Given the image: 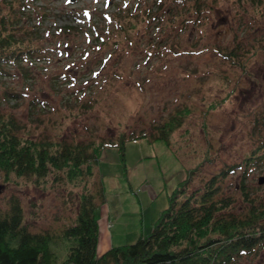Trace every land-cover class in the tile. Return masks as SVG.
<instances>
[{"label":"rangeland","instance_id":"374dc122","mask_svg":"<svg viewBox=\"0 0 264 264\" xmlns=\"http://www.w3.org/2000/svg\"><path fill=\"white\" fill-rule=\"evenodd\" d=\"M9 3L30 32H16L23 49L34 48L0 59V112L16 117L21 134L113 142L190 109L171 135L177 152L147 137H127L123 156L113 143L102 151L93 168L104 200L96 211L97 255L147 234L190 166L200 165L194 187L238 165L221 182L235 212L248 204L242 181L264 198L257 181L264 175V0ZM64 24L77 28L66 31ZM46 184L0 176V209L16 198L32 230H55L76 204L66 201L70 183ZM69 244L51 242L59 263ZM249 254L232 264H264V244Z\"/></svg>","mask_w":264,"mask_h":264},{"label":"trees","instance_id":"16d2710c","mask_svg":"<svg viewBox=\"0 0 264 264\" xmlns=\"http://www.w3.org/2000/svg\"><path fill=\"white\" fill-rule=\"evenodd\" d=\"M13 6L9 0H0V59L18 58L20 53L34 51L31 46L24 50L23 39L16 35L20 29L28 35L30 32L19 22L20 15ZM53 14L63 16L56 11ZM76 28L70 24L62 26L66 31ZM189 112V108L180 109L162 124L154 125L153 131H140L130 138L164 139L177 152L179 148L171 135ZM20 127L16 117L0 112L3 181L7 183L12 175L26 176L43 189L46 183H70V198L66 201L76 204V208L74 216L55 230H32L18 199H11L5 210L0 209V264H232L237 257L248 256L264 244V198L252 195L242 181L241 195L248 204L239 213L233 211L234 198L222 188L226 173L238 165H228L193 187V180L200 174V165H195L188 167L186 177L168 195L167 207L161 210L147 234L140 235L135 242L112 245L97 255L96 211L104 200L93 168L109 143L117 145L123 156L127 137L113 142H67L21 134ZM251 158L254 160L255 156ZM50 176V182L44 180ZM56 240L70 241L61 263L51 249V242Z\"/></svg>","mask_w":264,"mask_h":264},{"label":"water","instance_id":"95a60500","mask_svg":"<svg viewBox=\"0 0 264 264\" xmlns=\"http://www.w3.org/2000/svg\"><path fill=\"white\" fill-rule=\"evenodd\" d=\"M264 182V175H262V176H259L258 177V183H263Z\"/></svg>","mask_w":264,"mask_h":264}]
</instances>
